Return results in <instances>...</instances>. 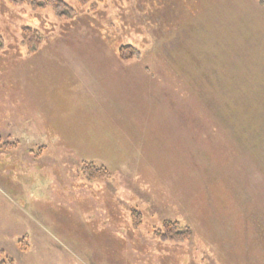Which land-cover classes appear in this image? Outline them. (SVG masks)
Wrapping results in <instances>:
<instances>
[{
    "label": "rangeland",
    "instance_id": "1",
    "mask_svg": "<svg viewBox=\"0 0 264 264\" xmlns=\"http://www.w3.org/2000/svg\"><path fill=\"white\" fill-rule=\"evenodd\" d=\"M166 224L190 238L161 240ZM1 250L264 264L257 0H0Z\"/></svg>",
    "mask_w": 264,
    "mask_h": 264
},
{
    "label": "trees",
    "instance_id": "2",
    "mask_svg": "<svg viewBox=\"0 0 264 264\" xmlns=\"http://www.w3.org/2000/svg\"><path fill=\"white\" fill-rule=\"evenodd\" d=\"M13 3H30L31 5L35 7L44 6L47 4H51L52 0H10ZM58 1V0H57ZM83 1V0H82ZM258 5L260 6V9H264V0H257ZM54 6L57 7L55 4ZM85 173L87 175V178L91 179H98L101 177H105L108 175V171L105 167H98V166H88L87 169H85ZM158 237L161 240L164 241H174V242H182L190 238L191 232L188 228H180L178 226H175L173 224H166L164 226L163 231H158ZM5 255V253L1 250L0 255ZM1 257V256H0ZM3 258L2 264H14V259L12 257L9 258Z\"/></svg>",
    "mask_w": 264,
    "mask_h": 264
}]
</instances>
